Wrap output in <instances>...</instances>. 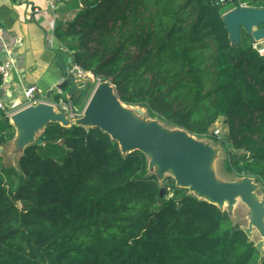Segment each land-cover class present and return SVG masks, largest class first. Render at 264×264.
<instances>
[{
	"label": "trees",
	"instance_id": "16d2710c",
	"mask_svg": "<svg viewBox=\"0 0 264 264\" xmlns=\"http://www.w3.org/2000/svg\"><path fill=\"white\" fill-rule=\"evenodd\" d=\"M75 1L55 34L87 79L111 80L121 101L198 138L224 118L212 135L227 169L264 183V56L248 33L233 44L223 19L264 0ZM87 79L79 102L67 88L55 101L79 107ZM15 136L0 119V146ZM38 139L17 166L0 154V264H264L228 210L160 180L144 152L123 154L100 127L51 123Z\"/></svg>",
	"mask_w": 264,
	"mask_h": 264
},
{
	"label": "water",
	"instance_id": "95a60500",
	"mask_svg": "<svg viewBox=\"0 0 264 264\" xmlns=\"http://www.w3.org/2000/svg\"><path fill=\"white\" fill-rule=\"evenodd\" d=\"M223 19L233 44L241 43L243 30L253 40L264 39V7H234L224 13ZM61 23L60 19L56 20V26ZM88 82L91 83L92 79L88 78ZM58 88H69L79 102L87 86H80L71 72ZM11 122L16 129L15 145L18 150L23 151L36 141L40 143L42 139H38L39 132L51 123L97 126L118 141L123 154L135 150L144 152L149 159V169L155 168L154 172L160 180L170 175L177 186L188 188L199 198L229 213L241 200L249 210L248 225L241 228L249 239L256 231L260 234L261 239L255 245L261 256H264V192H259L261 187L264 189V183L260 186L252 176H244L239 180L220 179L214 168L217 150L210 142L198 138L185 128L166 127L156 118L149 121L141 119L121 101L111 80H102L96 85L83 115L78 118L72 120L53 104L40 102L24 106L13 113ZM3 150L4 147L0 146V154ZM164 193L165 188H162L160 203Z\"/></svg>",
	"mask_w": 264,
	"mask_h": 264
},
{
	"label": "crops",
	"instance_id": "0c3cea01",
	"mask_svg": "<svg viewBox=\"0 0 264 264\" xmlns=\"http://www.w3.org/2000/svg\"><path fill=\"white\" fill-rule=\"evenodd\" d=\"M35 7L40 10L34 11ZM77 11L75 0L60 1L56 17L48 11L46 0H0V34L10 46L2 60L15 61L10 78L0 86V99L11 114L26 106L24 89L28 85H35L41 96L63 92L58 85L73 72L72 61L70 54L60 48L62 41L55 30L65 27ZM57 19L62 22L58 26ZM67 90L68 95L73 93Z\"/></svg>",
	"mask_w": 264,
	"mask_h": 264
},
{
	"label": "built area",
	"instance_id": "2783aa9c",
	"mask_svg": "<svg viewBox=\"0 0 264 264\" xmlns=\"http://www.w3.org/2000/svg\"><path fill=\"white\" fill-rule=\"evenodd\" d=\"M22 1H37V0H22ZM46 1H47L48 11L51 12L56 17V9H57L58 3L62 0H46ZM227 1L228 0H221V2L223 3ZM246 5H248L247 2H240V6H246ZM240 6H235V7H240ZM35 10H40V9L35 7L34 11ZM252 46L254 49L258 51L260 55L264 56V39L253 40ZM60 48L63 50H67L69 52V50L63 45V43H61ZM9 50H10L9 43L5 41L4 37L0 34V76H2L3 81H7V79L10 78L11 66L15 63L14 59L12 58H10L9 60H2V54L9 53L10 52ZM69 53L71 54V52ZM72 69L78 81L87 79L88 73L85 70H83L79 65L72 64ZM101 81L102 79L99 77H96L94 80H92V82H96V85L100 83ZM24 95L26 98V106L37 104L40 102H48V103L53 104L59 110L64 111L67 114V116L71 118L72 120L82 116L84 112V110L80 111L79 107H75L71 99L69 102H66L64 100H61L60 102H56L54 99V95H48V96L39 95L36 89V86L33 84L28 85L24 89ZM12 115L13 114H11V112L8 110L5 102L0 99V119H2L3 117L11 118ZM210 133L217 135V136H222L223 134L222 127L218 125L217 123H215L213 127L211 128ZM263 192H264V189H263Z\"/></svg>",
	"mask_w": 264,
	"mask_h": 264
},
{
	"label": "rangeland",
	"instance_id": "374dc122",
	"mask_svg": "<svg viewBox=\"0 0 264 264\" xmlns=\"http://www.w3.org/2000/svg\"><path fill=\"white\" fill-rule=\"evenodd\" d=\"M250 6H252V5H250ZM246 33L247 32L245 30H243L242 35H246ZM95 87H96V82H92L90 84V86L88 87L87 92H86L84 98L82 99V102L79 104V110L80 111L84 110V108H85L88 100L90 99ZM42 96H47V94L42 95ZM128 106L132 110H134V112L141 119L146 120V121H149V120L152 119L150 117L146 107H143L141 105H128ZM157 120H159V119H157ZM160 122L166 127L173 128V127L167 125L166 123H164L163 121H160ZM215 123H217L218 125H220L222 127L223 134L228 130V126H227L226 121H225L224 118L220 117ZM41 133H42V130L39 132L38 135L40 136ZM201 139L206 141V142H210L217 150V153H216V156H215V160H214V168H215L219 178L223 179V180H239L240 178H237L234 173L230 172L227 169L226 164H225V158H226L227 154H226L225 149L221 145V143L218 141V139H216L212 134H208L207 136H204ZM3 147H4V150H3L2 154H1L2 158H3V162L7 166H10V165L17 166L19 157H20V155L22 153V150H20V149L18 150L17 149V147L15 145V138L13 140L9 141ZM235 151H237V150H235ZM151 171H155V168H153ZM254 180L256 181L255 178H254ZM256 182H258V181H256ZM258 183L260 184V186L262 185V182H258ZM259 192H260V194H262V192H263V188L262 187L259 189ZM225 208L228 209L227 207H225ZM248 211L249 210H248L247 206L243 202H241V200H239V202L235 205V208L232 211H230V214H231L232 218L234 219L235 223L239 224L240 226H247L248 222H249V220H248L249 219L248 218ZM259 239H261V236L256 231L254 233V235L251 237V240H253L256 243ZM262 253L264 254V247H263V252Z\"/></svg>",
	"mask_w": 264,
	"mask_h": 264
},
{
	"label": "bare ground",
	"instance_id": "6f19581e",
	"mask_svg": "<svg viewBox=\"0 0 264 264\" xmlns=\"http://www.w3.org/2000/svg\"><path fill=\"white\" fill-rule=\"evenodd\" d=\"M228 205V202L227 203H225V206H227Z\"/></svg>",
	"mask_w": 264,
	"mask_h": 264
},
{
	"label": "clouds",
	"instance_id": "9594fccd",
	"mask_svg": "<svg viewBox=\"0 0 264 264\" xmlns=\"http://www.w3.org/2000/svg\"><path fill=\"white\" fill-rule=\"evenodd\" d=\"M92 83V82H91ZM10 120H11V118H10Z\"/></svg>",
	"mask_w": 264,
	"mask_h": 264
}]
</instances>
